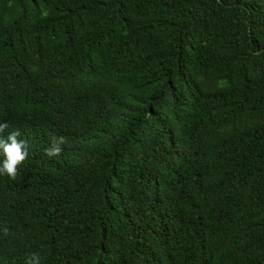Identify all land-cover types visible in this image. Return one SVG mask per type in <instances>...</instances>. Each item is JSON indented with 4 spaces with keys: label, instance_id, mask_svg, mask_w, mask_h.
Masks as SVG:
<instances>
[{
    "label": "trees",
    "instance_id": "trees-1",
    "mask_svg": "<svg viewBox=\"0 0 264 264\" xmlns=\"http://www.w3.org/2000/svg\"><path fill=\"white\" fill-rule=\"evenodd\" d=\"M0 123V264H264V0H0Z\"/></svg>",
    "mask_w": 264,
    "mask_h": 264
},
{
    "label": "clouds",
    "instance_id": "clouds-1",
    "mask_svg": "<svg viewBox=\"0 0 264 264\" xmlns=\"http://www.w3.org/2000/svg\"><path fill=\"white\" fill-rule=\"evenodd\" d=\"M8 128L6 123H0V175H7L14 178L17 174L18 167L23 164L28 156L27 146L24 140L18 139L20 133L11 131L6 136L5 129ZM63 143V138L53 142V147L46 150L49 156L59 155V145ZM24 264H41V258L38 254H31Z\"/></svg>",
    "mask_w": 264,
    "mask_h": 264
}]
</instances>
